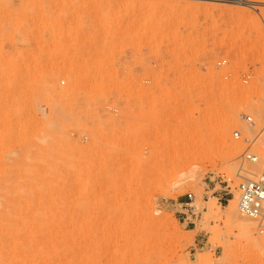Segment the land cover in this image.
<instances>
[{
	"label": "rangeland",
	"instance_id": "374dc122",
	"mask_svg": "<svg viewBox=\"0 0 264 264\" xmlns=\"http://www.w3.org/2000/svg\"><path fill=\"white\" fill-rule=\"evenodd\" d=\"M0 15V264H264V233L216 199L264 156V0H1Z\"/></svg>",
	"mask_w": 264,
	"mask_h": 264
},
{
	"label": "built area",
	"instance_id": "2783aa9c",
	"mask_svg": "<svg viewBox=\"0 0 264 264\" xmlns=\"http://www.w3.org/2000/svg\"><path fill=\"white\" fill-rule=\"evenodd\" d=\"M246 121L252 123L251 118L247 117ZM233 137L238 140L240 134L233 133ZM243 143L247 145L246 150L240 156L241 165L244 163H255L256 157L249 153V147L252 145L249 139H243ZM240 174V172H238ZM237 174L240 183L233 186L232 181L221 177L222 189L216 198L219 202H229V199L236 198L238 212L254 221L258 232H264V173L254 176L253 179H246ZM187 202L178 203L181 211L178 213V220L186 225H194L193 219H196L194 197L192 194L187 195Z\"/></svg>",
	"mask_w": 264,
	"mask_h": 264
},
{
	"label": "bare ground",
	"instance_id": "6f19581e",
	"mask_svg": "<svg viewBox=\"0 0 264 264\" xmlns=\"http://www.w3.org/2000/svg\"><path fill=\"white\" fill-rule=\"evenodd\" d=\"M1 1V0H0ZM75 2V1H74ZM1 16V15H0ZM3 16V15H2ZM6 16V15H5ZM9 17V16H8ZM8 21V20H7ZM26 30V29H25ZM62 32V31H61ZM63 36H64V34H63ZM73 36V35H72ZM69 38V37H68ZM19 40V39H18ZM28 41V40H27ZM20 44H21V42H20ZM23 45V44H22ZM83 58V57H82ZM57 60V59H56ZM80 60V59H79ZM59 64V63H58ZM37 67H38V65H37ZM16 72V71H15ZM19 72V71H18ZM59 84V83H58ZM63 86V85H62ZM65 86V85H64ZM48 86H46V88H47ZM54 87H55V84H54ZM59 90H60V88H58ZM65 90V89H64ZM79 91V90H78ZM63 93V92H62ZM78 93V92H77ZM57 94H58V92H57ZM80 94V93H79ZM90 94V93H89ZM54 96V95H53ZM82 97V96H81ZM89 97V96H88ZM46 98V97H45ZM65 98V97H64ZM63 98V100H65ZM68 98V97H67ZM66 98V99H67ZM42 99V98H41ZM79 98H77V100H78ZM47 100V99H46ZM6 101V100H5ZM49 101V100H48ZM82 101V100H81ZM88 101V100H87ZM56 103V100L54 101L53 100V103ZM70 102H72V101H70ZM43 103H44V101H43ZM72 104H73V102H72ZM75 105V104H74ZM45 106V105H44ZM61 106H62V104H61ZM54 107H56V105L54 106ZM63 107V106H62ZM68 107H69V105H68ZM86 107V106H85ZM57 108H59L60 109V107H58L57 106ZM76 109V108H75ZM62 110V109H61ZM64 110H65V108H64ZM74 110V109H73ZM56 111V110H55ZM52 112H54V110L52 111ZM59 112V111H58ZM71 112V111H70ZM63 113V112H62ZM59 114H61V113H59ZM67 114V113H66ZM72 114V113H71ZM64 115V114H63ZM63 115H61V117L63 116ZM70 115V114H69ZM62 119V118H61ZM49 122V121H48ZM51 122V121H50ZM40 136V135H39ZM37 138V137H36ZM40 139V138H39ZM44 140V139H43ZM43 142V141H42ZM6 143V142H5ZM41 143V142H40ZM253 167H255L254 169H255V173H251L253 176H257L258 174L260 175V173H262V172H264V156H263V159H261V162L260 163H258L257 165H253ZM236 199V198H235ZM234 199V200H235ZM234 200H232V201H230L229 202V204L225 207V217H226V219L228 218V220L227 221H230V220H232L233 218H236L235 217V215H236V208H235V204H234ZM214 204H212V206H213ZM238 211V210H237ZM210 212L211 213H214V214H216L214 211H213V209H212V207H210ZM213 214V215H214ZM243 216V215H242ZM238 217V216H237ZM240 217V216H239ZM238 217V218H239ZM230 219V220H229ZM249 219V218H248ZM247 218H240V228L243 230V232L244 233H247V235H248V233L250 232V229L253 227V222H252V220H248ZM239 220V219H238ZM239 228V229H240ZM254 229V228H253ZM252 233V232H251ZM260 234H263V233H261V232H259ZM249 236V235H248ZM255 239V238H254ZM258 240V239H257Z\"/></svg>",
	"mask_w": 264,
	"mask_h": 264
}]
</instances>
